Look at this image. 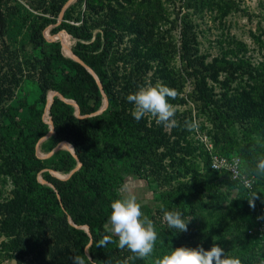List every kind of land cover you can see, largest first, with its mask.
<instances>
[{
	"label": "trees",
	"instance_id": "1",
	"mask_svg": "<svg viewBox=\"0 0 264 264\" xmlns=\"http://www.w3.org/2000/svg\"><path fill=\"white\" fill-rule=\"evenodd\" d=\"M65 1L51 0V12L59 10ZM82 1L85 12L80 25L65 21L71 17L72 4L65 10V20L53 29H64L76 39L72 51L95 71L109 103L102 112L81 118L72 105L53 96L49 114L55 132L40 143V148L47 152L59 141H67L81 162L69 178L61 179L49 169L67 174L77 163L73 154L58 149L51 156L40 158L35 151L36 142L49 129L43 120L47 94L50 90L60 91L74 100L83 114L97 110L103 104V95L92 74L63 55L59 47L51 53L42 51L41 28L51 19L33 15L18 1L0 0V38L5 37L4 48L19 44L24 50L27 43H33L40 50L39 55L31 56L35 59L33 70L40 66L39 77L34 80L27 75L22 83L20 77L14 78L18 91L0 113V233L5 236L0 241V254L15 255L19 261L33 254L40 264H73L74 256H88L86 245L90 237L83 228L69 222V215L75 224L88 225L92 243L87 251L95 264H121L125 255L120 254L116 243L97 247L96 242L106 234L104 224L111 212L110 203L122 197L119 189L125 176H142L144 165L151 162L148 154L161 146L165 148L161 158L169 155L170 165L178 164L177 174H168L166 179H184L158 192L155 200L165 210L191 215L197 222L186 235L176 229L159 230L149 261L132 258L128 264H154L157 255L168 254L177 247L202 246L208 250L214 244L223 248L226 255L240 259L241 264H261L264 256L259 238L247 229L257 215L264 219V175L255 173V161L264 156V60L253 63L246 44L231 37L220 47V54L207 61L208 54L199 49L195 25L188 13L180 17L177 52L192 67L194 100L212 124L208 133L215 149L226 156H239L243 170L254 174L250 195H256L253 207L246 190L230 180L227 172L210 167V152L186 137L184 124L188 118L172 129L175 137L170 140L161 125L153 128L146 125V118L137 122L132 117V105L125 97L139 88L141 74H136L145 73L152 66L151 61H157L156 70L161 73L164 86L174 89L176 81L168 73L166 51L142 41L143 25L124 14L122 0H77L76 5ZM56 2L60 4L54 9ZM182 4L197 12L213 9L214 5L225 16L235 0H182ZM97 6H106L109 17L96 22L93 14ZM119 9L123 11L120 13ZM97 26H101L100 30L94 33ZM125 33L131 35V47L124 48L130 55L121 53L112 58L115 38L123 41ZM260 44L264 46L261 41ZM122 59L133 63V71L120 83L110 60ZM169 100L186 102L185 97ZM237 125L246 137L244 141L234 139ZM197 149L201 167L194 154ZM176 151L182 155L176 156ZM38 175L54 187L40 182ZM150 179L156 181L158 176ZM6 184L11 188L3 196Z\"/></svg>",
	"mask_w": 264,
	"mask_h": 264
},
{
	"label": "rangeland",
	"instance_id": "2",
	"mask_svg": "<svg viewBox=\"0 0 264 264\" xmlns=\"http://www.w3.org/2000/svg\"><path fill=\"white\" fill-rule=\"evenodd\" d=\"M15 1L24 5L33 13V15H42L43 17L52 20V22L45 23L41 28L40 33L43 41L41 44L42 51L51 53L59 47L63 55L69 54V51L75 44L76 39L68 34L64 29L55 31L53 28L65 20L63 18L65 10L72 4L73 7L70 8V13H72L71 17L65 21L75 25H80L85 12L84 1H82L80 5H76L77 0H72V3L65 8L61 18L59 17V14L61 13V10H63L65 2L59 10L51 12V9L49 8L51 6V0ZM114 1L115 0H111V2ZM122 1L126 9L125 11L119 9L118 12L121 13L123 11L124 14H129L130 19L141 22L143 25V31L141 33L142 41H147L148 45H156L160 49H165L166 51L167 55L165 56L167 59V70L169 71L168 73L170 76L176 81L174 90L178 93L177 97H185L186 99V102L182 104L178 102L172 103L169 100V103L173 104L176 108L175 118L178 123L182 122L184 118H188L189 122L195 121L197 124V128L193 130H189L188 128L186 129V137L192 141L193 145L202 147L204 150L209 149L211 155L218 153L221 154L215 149L214 142L208 133V131L212 128V124L206 116V112H203L194 100L193 91L195 78L192 75V67L189 65L187 66L185 60H181L179 53L177 52L179 47L178 37L180 32V17L183 14L188 13L190 20L195 25L199 49L201 52L208 54L207 61H209L213 56L219 55L221 52L220 47L225 46L227 42L231 40V37H233L234 39L242 41L246 44L247 55L250 56L253 63H257L258 61L264 60V46L260 44V41L264 44V0H235L232 10L225 16H221L219 10H217L214 5H212L214 7L213 9L208 7L203 11L197 12L193 10L194 8H188V6L182 4V0H150L148 2L146 0H128V2L127 0ZM9 2L11 3V1ZM59 4V2H56L54 9ZM2 7L4 9L3 4ZM106 8V6L103 8H99L97 6V10L93 14L96 22H100L104 18L109 17L106 13ZM77 17H79V19H77ZM40 21L41 19H38L39 23ZM100 27L101 26L95 27L93 32L96 33L99 31ZM129 37H131V35H127V33H125L123 41L120 42L118 37L115 38L113 44L114 46L111 50L112 58L116 59L121 53L127 56L130 55L128 49H124L126 46H130ZM4 40L5 37L0 38V113H2V110L8 103L14 100L13 97H15L18 91V83H16L15 79H19L20 77V83H22L25 76L32 75L33 79L36 80L39 77L40 72L39 65H36L37 67L33 70L32 63L34 57H31L32 55L40 54L38 46L36 47L33 43H27L25 49L22 50L18 47L19 44H16V46L15 44H10L7 45L8 48H4ZM220 40L222 41V44H220ZM110 61L111 68L117 70V75L119 76L118 82H125L130 72L133 71V63L131 61L126 62L123 59ZM151 65V67L149 66L146 69L145 73H141L140 71L136 74V76L141 74L139 87L147 84L164 85L163 78L160 76L161 73L156 70L159 68L157 61H151ZM223 76L224 73L221 72L220 79H222ZM234 84L235 82H233L232 85ZM120 85L121 84H119V86ZM218 90L219 88L217 87L216 91ZM145 118L147 120V126L152 125L153 128L160 126L155 123L154 119L150 117ZM43 120L48 121V107H46L45 113L43 114ZM236 127L237 128L234 131V139L237 141H244L246 137L242 134L241 127L239 125ZM172 129L173 128H165L162 126V132H165L168 136H170V140L175 137V135H171ZM40 143L38 145V151L40 154H45L46 152L40 148ZM59 146L62 147V143H60ZM164 151L165 148L161 146L157 149L153 148L148 154L151 162L147 161L144 165L142 176L127 174L124 178L122 186L119 189V193L122 197L128 195L136 196L138 203L142 206L143 213L153 221L157 233L161 232L159 230L164 231V229L169 228L162 220L163 212L167 210H165V208H163L161 204L155 200L156 195L158 192L165 191L171 186H174L179 180L184 179L179 176L177 178H172L170 181L166 179L168 174H177L178 164L175 162L171 166V158L169 155L161 158ZM198 153L199 150H195L194 154L198 155ZM175 155L178 156L182 154L181 152L176 151ZM197 159L199 160V165L201 167V157L198 155ZM59 175L64 176L65 173L59 172ZM156 176H158L156 181L150 179ZM186 179H188V177ZM10 188V184H6L3 196L7 195ZM182 218H184L186 222L191 220L188 223L186 232H180L177 230L180 235H186L194 229V225L197 221L194 222L191 215H182ZM207 221H209V218ZM4 238L5 236L0 233V241ZM119 251L121 255H125V259L132 256V254L126 249H119ZM163 255L165 254L162 253L161 255H157V258H160ZM130 261L131 259L128 260V263H130ZM147 261H149V258H147ZM0 264L40 263L34 258L33 254H28L19 261L15 255L11 254L8 256L4 252H1Z\"/></svg>",
	"mask_w": 264,
	"mask_h": 264
},
{
	"label": "clouds",
	"instance_id": "3",
	"mask_svg": "<svg viewBox=\"0 0 264 264\" xmlns=\"http://www.w3.org/2000/svg\"><path fill=\"white\" fill-rule=\"evenodd\" d=\"M177 95L174 89L167 86L147 84L140 86L134 93L128 94L125 99L133 106L131 115L137 122L142 118L150 117L157 125L174 128L178 126L175 118L176 108L169 103V99H175ZM184 126L189 130L197 128L195 121L186 120ZM255 173L264 175V156L255 161ZM249 203L254 207L252 199ZM110 209V215L104 224L106 234L96 242V246L106 247L110 243H116L119 249H126L132 256L122 261L121 264H128V260L132 258L143 260L152 257L158 233L153 221L143 213L136 196L128 195L114 199L110 203ZM162 220L169 229H176L180 232H186L188 223L191 221L186 222L179 211H164ZM114 237L116 239H113ZM85 256H74L73 264H95V261ZM154 264H241V261L226 255L223 248L214 244L208 250L202 246L177 247L170 253L155 259Z\"/></svg>",
	"mask_w": 264,
	"mask_h": 264
},
{
	"label": "water",
	"instance_id": "4",
	"mask_svg": "<svg viewBox=\"0 0 264 264\" xmlns=\"http://www.w3.org/2000/svg\"><path fill=\"white\" fill-rule=\"evenodd\" d=\"M72 3V0H66L65 1V3H64V5H63V10H61V13L59 14V17L61 18V16L63 15V12H64V10H65V8L66 7H68V5H70ZM56 24V23H55ZM64 54H66V53H64ZM66 56H68V57H70V58H72L73 60H75L76 62H78L79 64H81L82 66H84L91 74H92V76L94 77V79H95V81H96V83H97V85H98V87H99V89H100V91H101V93H102V95H103V104L97 109V110H95V111H93V112H91V113H88V114H83V113H81V110H80V108H79V106H78V104L74 101V100H72V99H70L69 97H67V96H65L63 93H61L60 91H58V90H51L48 94H47V97H46V104H45V109H46V107H48V121L47 120H45L48 124H49V129L47 130V132L44 134V135H42L40 138H39V140L36 142V144H35V151H36V154H37V156L38 157H40V158H46V157H49V156H51L56 150H58L59 148H64V149H67V150H69L72 154H73V156L77 159V163H76V165L67 173V174H65L64 176H60L59 175V172H57V171H54V170H52V169H49V171L53 174V175H55V176H57L58 178H61V179H67V178H69L79 167H80V165H81V162L79 161V159H78V157H77V154L75 153V151H74V148L72 147V145L69 143V142H67V141H59L58 143H56L48 152H46L45 154H40L39 153V149H38V145H39V143L42 141V140H44V139H46L47 137H49V136H51V135H53L54 134V132H55V129H54V121H53V119H52V117H51V115L49 114V108H50V105H51V103H52V100H53V96L54 95H57V96H59L61 99H63L65 102H67L68 104H70V105H72L74 108H75V111H76V115L78 116V117H81V118H85V117H89V116H92V115H95V114H98V113H100V112H102L104 109H106L107 108V106H108V103H109V101H108V97H107V95H106V93H105V91H104V89H103V87H102V85H101V82H100V80H99V78H98V76H97V74L95 73V71L81 58V57H79L77 54H75L73 51H72V49H70V51H69V54H66ZM49 95H50V102H49ZM45 109H44V113H45ZM60 143H62V147H60L59 146V144ZM38 179L40 180V182H42V183H45V184H48V185H50L51 187H54V185L51 183V182H49V181H47L46 179H44L43 177H41V175H38ZM57 196H58V198H59V194L57 193ZM67 218H68V220H69V222L72 224V225H74L75 227H77V228H83L86 232H87V234L89 235V237H90V239H89V242L87 243V245H86V250H87V247L92 243V235H91V233H90V231H89V228H88V225H86V224H75L72 220H71V218H70V216L69 215H67ZM86 253H87V255L89 256V254H88V251H86ZM90 257V256H89Z\"/></svg>",
	"mask_w": 264,
	"mask_h": 264
},
{
	"label": "built area",
	"instance_id": "5",
	"mask_svg": "<svg viewBox=\"0 0 264 264\" xmlns=\"http://www.w3.org/2000/svg\"><path fill=\"white\" fill-rule=\"evenodd\" d=\"M210 157V167L219 172H227L229 179L242 186L249 195V200L252 199L253 202L254 198L250 195L256 178L254 174L247 173L243 170L240 158L237 156H226L219 153L210 154ZM247 232L256 235L259 238V246L261 247L264 256V219L260 215H257L253 220V224L247 229ZM262 262H264V257L261 260V264Z\"/></svg>",
	"mask_w": 264,
	"mask_h": 264
},
{
	"label": "bare ground",
	"instance_id": "6",
	"mask_svg": "<svg viewBox=\"0 0 264 264\" xmlns=\"http://www.w3.org/2000/svg\"><path fill=\"white\" fill-rule=\"evenodd\" d=\"M49 102H50V95H49Z\"/></svg>",
	"mask_w": 264,
	"mask_h": 264
}]
</instances>
